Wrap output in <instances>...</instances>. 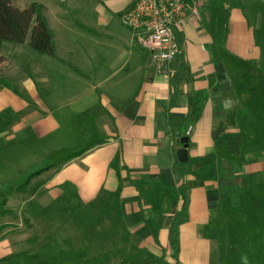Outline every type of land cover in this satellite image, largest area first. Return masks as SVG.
Returning a JSON list of instances; mask_svg holds the SVG:
<instances>
[{
    "label": "crops",
    "instance_id": "crops-1",
    "mask_svg": "<svg viewBox=\"0 0 264 264\" xmlns=\"http://www.w3.org/2000/svg\"><path fill=\"white\" fill-rule=\"evenodd\" d=\"M68 1L58 0L54 13L40 2L56 46V57L42 54L55 59L42 60L47 102L32 77L17 79L22 92L0 87V112L12 107L28 116L36 136L51 134L57 116L81 133L72 139L59 130L79 150L30 179L32 199L62 198L71 213L76 197L68 224L82 220L96 245L89 254L107 258L101 264H214L216 228L243 229L247 220L264 234V0L191 4L175 28L182 54L163 66L148 59L123 19L136 0L110 9L99 2L76 20ZM253 239L264 246V236ZM81 247L69 252L87 253Z\"/></svg>",
    "mask_w": 264,
    "mask_h": 264
},
{
    "label": "rangeland",
    "instance_id": "rangeland-1",
    "mask_svg": "<svg viewBox=\"0 0 264 264\" xmlns=\"http://www.w3.org/2000/svg\"><path fill=\"white\" fill-rule=\"evenodd\" d=\"M11 1L23 9L33 2H41L47 4L52 13L59 11L58 0ZM77 1L80 3L78 6L73 3L74 0L65 4L71 20H76L85 13L95 12L99 2L107 9L119 2V0ZM106 2L109 4H105ZM110 11L112 12V9ZM56 28L60 36L64 34L65 30L59 24ZM30 39L31 32L24 43L3 42L0 48L1 54H4V60L0 63V87L10 84L12 87L20 88L22 92V85L17 79L32 77L38 81L35 87L47 102L46 86L40 78L48 69H43L42 60L49 58L51 62H55V59L35 52L29 44ZM37 67L42 69V74L34 73L33 69ZM59 87L62 88V85ZM72 87L75 88L73 93L80 90L74 84L70 88ZM68 88L66 84L67 91ZM27 118L28 116H18L12 107H6L0 112V199H8L7 213L0 214V258L3 255L8 260L5 259L0 264H101L107 258L93 257L89 254L90 248L96 245L90 241L89 231L83 228L82 220L77 219L74 227L68 224L74 215V209H77V198L73 195L70 198V213L63 208L62 198L52 201L43 195L32 199L35 187L28 186L32 178L41 173L36 172L42 169L46 172L52 168L51 164H56V168H60L59 161L79 150L71 148L74 143L66 140L65 135H61L59 130L66 134L71 133L69 135H72V139L81 133H78V129L77 133L72 132L70 125L73 124L69 122L68 127L66 120L62 116H57L59 120L57 124L52 125L51 134L36 136ZM42 125L45 126V122H42ZM44 183L46 184V180ZM69 214V218H66ZM243 227L236 229L229 224L224 228L215 229L214 237L217 236V240L214 246L219 249L214 255V264L219 263L220 255L223 264H264V246H260L261 244L253 239L255 233L264 236L263 230L256 228L247 220L243 221ZM243 232L245 237L248 233L250 238L245 240ZM228 240H231V244L226 243ZM79 244L82 245L81 250L84 248V252L87 253L69 252L70 248L71 251L77 249Z\"/></svg>",
    "mask_w": 264,
    "mask_h": 264
},
{
    "label": "built area",
    "instance_id": "built-area-1",
    "mask_svg": "<svg viewBox=\"0 0 264 264\" xmlns=\"http://www.w3.org/2000/svg\"><path fill=\"white\" fill-rule=\"evenodd\" d=\"M208 0H136L123 15L124 21L136 33L148 59L157 65L171 64L182 54L175 28L183 22L190 5ZM196 11V9H195ZM193 126L188 129V135Z\"/></svg>",
    "mask_w": 264,
    "mask_h": 264
},
{
    "label": "trees",
    "instance_id": "trees-1",
    "mask_svg": "<svg viewBox=\"0 0 264 264\" xmlns=\"http://www.w3.org/2000/svg\"><path fill=\"white\" fill-rule=\"evenodd\" d=\"M30 32L29 44L35 52L56 57L54 32L49 26L44 6L38 2H33L23 9L13 4L11 0H0V48L3 42L24 43ZM3 60L4 57L0 52V63ZM74 155L71 153L69 159ZM185 165L186 163L179 162L182 176L187 172ZM42 171L43 169L36 173ZM7 202V198L0 199V214L7 213ZM185 208L186 206L184 207L183 216L186 213ZM182 219H176L173 224L172 244L177 251L179 250L178 226ZM5 259L6 257H1L0 262Z\"/></svg>",
    "mask_w": 264,
    "mask_h": 264
},
{
    "label": "water",
    "instance_id": "water-1",
    "mask_svg": "<svg viewBox=\"0 0 264 264\" xmlns=\"http://www.w3.org/2000/svg\"><path fill=\"white\" fill-rule=\"evenodd\" d=\"M182 147L177 150V156L180 162L186 163L189 159V136H184L181 139Z\"/></svg>",
    "mask_w": 264,
    "mask_h": 264
},
{
    "label": "bare ground",
    "instance_id": "bare-ground-1",
    "mask_svg": "<svg viewBox=\"0 0 264 264\" xmlns=\"http://www.w3.org/2000/svg\"><path fill=\"white\" fill-rule=\"evenodd\" d=\"M176 34V33H175ZM176 38H177V36H176Z\"/></svg>",
    "mask_w": 264,
    "mask_h": 264
}]
</instances>
